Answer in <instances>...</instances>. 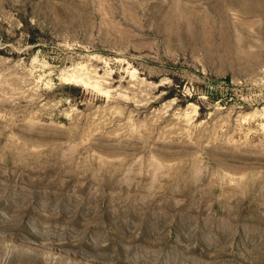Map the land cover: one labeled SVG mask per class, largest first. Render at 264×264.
Returning a JSON list of instances; mask_svg holds the SVG:
<instances>
[{
	"label": "rangeland",
	"instance_id": "obj_1",
	"mask_svg": "<svg viewBox=\"0 0 264 264\" xmlns=\"http://www.w3.org/2000/svg\"><path fill=\"white\" fill-rule=\"evenodd\" d=\"M0 264H264V0H0Z\"/></svg>",
	"mask_w": 264,
	"mask_h": 264
},
{
	"label": "trees",
	"instance_id": "obj_2",
	"mask_svg": "<svg viewBox=\"0 0 264 264\" xmlns=\"http://www.w3.org/2000/svg\"><path fill=\"white\" fill-rule=\"evenodd\" d=\"M172 98H173V96H172Z\"/></svg>",
	"mask_w": 264,
	"mask_h": 264
}]
</instances>
